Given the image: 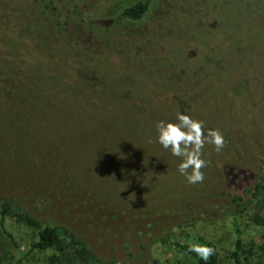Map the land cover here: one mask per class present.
Instances as JSON below:
<instances>
[{
    "label": "rangeland",
    "instance_id": "rangeland-1",
    "mask_svg": "<svg viewBox=\"0 0 264 264\" xmlns=\"http://www.w3.org/2000/svg\"><path fill=\"white\" fill-rule=\"evenodd\" d=\"M29 1L33 7L37 6L39 13L46 10L45 14L52 19L51 24L58 25V33L67 43L76 32L84 34L78 23L80 13L88 12L91 19L105 24L116 20L124 8L139 0H54L52 4L49 0ZM44 4L49 8L46 9ZM54 4L62 10L58 11L62 13L60 17L54 14ZM14 5V11L21 9L18 4ZM164 12L165 0H151V9L145 20L135 28L121 30L124 42L138 43L135 53L143 52L148 57V53L156 50L148 36L150 30H163L160 19ZM16 22L20 37H26L32 45L52 38L53 31L45 25L31 27L18 19ZM230 28L237 30L240 26ZM251 32L242 41V52L234 55L227 50L226 58L231 68L246 70L264 58V33L255 27ZM167 33L170 32L161 35ZM7 34L6 30H0V43H5ZM97 39L98 48L105 46L109 52L117 49L111 33H100ZM88 42L90 39L86 36L81 43ZM87 49L81 45L76 54L90 61L88 56L92 53ZM57 51L56 54L59 49ZM61 58H55L58 65H67ZM112 62L105 58L97 65L102 69L111 66ZM15 65L19 69L16 73L19 82L10 84L16 90L30 95L35 89L33 81L38 80L43 85L46 82L43 75L48 73L44 66L39 69L35 63H22L21 60ZM70 71L86 84L101 83L92 68L82 62L71 67ZM260 72L245 79L234 77L230 81L231 92L240 96L238 105L243 112L229 120L227 128L231 133V144L224 155L223 148L216 152L212 146L205 145L202 150L201 158L213 172H221L223 167L220 166L234 167L244 163L252 166L264 153V145L254 141L250 134L257 129L264 138V69ZM48 82L53 83L49 78ZM135 84L138 97L156 98L159 97L157 93L161 94L155 83L150 84L154 94L146 82L135 81ZM43 93L48 98L70 96L59 86L55 90H43ZM162 93L169 101L171 96ZM201 95L203 98L192 107V112L201 117L204 126L216 121L220 115L225 116L228 98H224V92L214 84H207L202 85ZM176 117L177 114L159 116L120 106L102 108L98 114L85 119L68 116L63 122L44 115L43 125L38 126L36 134L26 132L32 137L25 142L31 150V160L20 162L18 139H5L12 160H7L9 167L5 169V175L0 176V204L11 201L35 218L40 227L50 225L67 229L106 262L194 264L175 244H203L198 240L200 236L215 244L220 264H235L231 254L235 227H238L243 241L242 264H264V226L254 223L253 219L257 214L264 218L263 188H259L260 197L256 200L250 193L241 194L237 188L243 181L239 171L233 173V181L225 176L218 178L217 182L201 171L203 181L188 184L178 172L181 159L156 142L157 122L175 123L178 122ZM249 135L252 140L248 139ZM2 136L0 134L3 140ZM224 139L226 143L228 138L225 136ZM188 171L190 173L191 169ZM260 183L264 185V181ZM5 228L12 239L0 227V264H49L48 257L54 251L29 252L31 244L36 241L37 228L10 218L5 220Z\"/></svg>",
    "mask_w": 264,
    "mask_h": 264
},
{
    "label": "trees",
    "instance_id": "trees-1",
    "mask_svg": "<svg viewBox=\"0 0 264 264\" xmlns=\"http://www.w3.org/2000/svg\"><path fill=\"white\" fill-rule=\"evenodd\" d=\"M13 1L10 3V0H0V30L8 32L5 43H0V134L4 140L0 137V167L2 166L0 176L5 175V169H8L12 160L8 155L9 147L4 144L5 139H18L20 162L31 160V150L28 149V145L25 146V142L32 137L26 132L36 134L38 126L43 125L41 120L44 115L52 116L54 120L61 122L68 116L85 119L98 114L102 108L120 106L159 116L183 113L202 121L200 116L192 112V107L203 98L202 85L207 84H214L224 92V98L228 99L225 116H218L216 121L207 123L204 128L218 129L228 138L223 147V155L230 148L231 133L227 128L229 120L243 112L238 105L240 96L231 92L230 81L234 77L245 79L248 75L261 73L260 71L264 69V58L256 62L254 68L251 66L246 70H236L228 66L226 52L231 51L234 55L242 52V41L246 35L252 33V27L259 28L264 33V0H165V12L160 19L163 30L153 32L150 30L148 41L156 50L148 53V57L143 52L135 53L138 43L124 42L121 30L131 26L135 28L136 24L143 22L150 12L151 0L137 1L124 8L116 20L107 21L105 24L91 19L88 12L80 13L78 23L84 34L76 32L67 43L64 42V36L58 33V25L51 24L52 19L45 14L46 10L39 13L37 6L33 7L29 0ZM53 1L49 0L51 4ZM14 4L21 6V9L14 11ZM54 5L56 6L54 14L60 17L62 13L58 12L59 7ZM48 6L44 4L46 9ZM219 16L221 19H218ZM17 19L31 27L45 25L53 31L52 38L39 45L30 44L26 37H20ZM234 26L240 28L237 30L230 28ZM103 32H109L114 36L113 43L117 46L115 51L109 52L105 46L97 47L96 41H99L97 37ZM166 32L170 33L161 35ZM86 36L90 43L82 44ZM81 45L92 53L88 56L90 61L77 55V49ZM58 56H61L67 65H58L55 61ZM105 58L113 60L112 65L101 69L97 63ZM20 60L22 63L30 62L33 65L35 63L39 69L44 66L48 73L43 75L46 77L44 85L38 80L33 81L35 89L30 95L16 90L10 84L19 82L16 74L19 69L15 63ZM79 62L92 68L97 78L101 79V83L86 84L77 79L70 69ZM48 78L53 83L48 82ZM139 80L146 82L153 94L155 92L150 84L158 85L157 89L161 91V94L157 93L159 97L145 95L138 97L134 88L138 87L135 81L140 83ZM110 83L114 85L111 84V87ZM58 86L70 95L69 98H48L47 94L43 93V90H55ZM162 91L171 96L169 101L164 99ZM7 92L12 94L9 96ZM254 131V133L250 131L252 139L264 145L261 133L257 129ZM34 139L37 138L34 136ZM248 139L252 140L250 135ZM222 167L221 172H213L207 164L201 171L214 182L225 176L232 180L233 173L239 171L238 174L243 179L237 187L240 188V193L243 195L250 193L255 200L259 199V188L264 190V185L260 183L264 181V153L260 154L259 160L252 166L244 163L219 168ZM262 209L264 210V207ZM7 218L38 229L36 241L31 244L29 252L54 251V254L48 257L49 264H117L115 261L106 262L96 256L80 237L67 229L50 225L40 227L38 221L20 207H16L11 201H3L0 204V227L10 239L11 235L5 228ZM253 219L254 223L264 226L263 216L257 214ZM235 233L231 256L235 264H242L240 251L243 241L238 227H235ZM198 240L215 249V253L207 261L200 260L195 253H190L188 251L190 245L177 242L175 246L188 254L194 264H220L215 244L200 236ZM11 242L16 245L14 240Z\"/></svg>",
    "mask_w": 264,
    "mask_h": 264
},
{
    "label": "clouds",
    "instance_id": "clouds-1",
    "mask_svg": "<svg viewBox=\"0 0 264 264\" xmlns=\"http://www.w3.org/2000/svg\"><path fill=\"white\" fill-rule=\"evenodd\" d=\"M178 122L159 121L156 124V142L175 157L181 159L178 172L185 177L188 184L202 182L204 175L201 169L207 166L201 158L205 145L212 146L216 152L225 145L223 134L218 129L205 130L203 122L183 113L177 114ZM189 169L191 172L189 173ZM188 251L207 261L215 249L204 244H192Z\"/></svg>",
    "mask_w": 264,
    "mask_h": 264
}]
</instances>
